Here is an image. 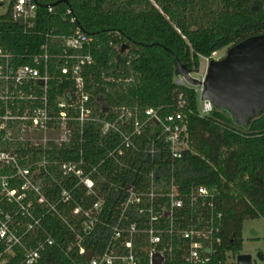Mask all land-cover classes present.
Returning <instances> with one entry per match:
<instances>
[{"label": "built area", "instance_id": "1", "mask_svg": "<svg viewBox=\"0 0 264 264\" xmlns=\"http://www.w3.org/2000/svg\"><path fill=\"white\" fill-rule=\"evenodd\" d=\"M38 7V0H0V41L1 17L11 12L33 33ZM94 42L78 28L46 33L35 53L0 43V264H49L55 253L59 264H226L217 188L184 190L176 176L190 149L187 114L93 102L83 73L95 63ZM53 83L69 86L54 100ZM202 92L199 114L207 116L215 106ZM75 124L80 158L54 159L55 145L74 141ZM89 124L106 139L98 162L85 158Z\"/></svg>", "mask_w": 264, "mask_h": 264}, {"label": "trees", "instance_id": "2", "mask_svg": "<svg viewBox=\"0 0 264 264\" xmlns=\"http://www.w3.org/2000/svg\"><path fill=\"white\" fill-rule=\"evenodd\" d=\"M38 1L35 32L25 33L22 23L14 21L10 12L1 17L5 34L0 43L11 53H35L45 42L46 33L71 34L80 28L95 41L91 50L95 63L83 73L93 102L104 109L153 107L162 114L181 108L189 119L190 149L177 162L176 176L184 190L194 184L217 188L223 212V250L241 254L244 222L264 219V113L248 129L237 126L227 113L216 108L201 116L198 90L176 83V59L195 72L201 57L210 58L224 48L264 34V0ZM50 6L53 13L48 10ZM117 35L122 42L132 44L123 73L116 71ZM50 40L56 50H61L55 37ZM66 87L53 83V100ZM84 135L85 158L98 162L105 153L98 143L106 140L100 127L89 124ZM80 136L75 124L74 141L68 146L55 145L54 159L80 158L81 147L76 141ZM60 261L63 259L55 253L49 264Z\"/></svg>", "mask_w": 264, "mask_h": 264}, {"label": "water", "instance_id": "3", "mask_svg": "<svg viewBox=\"0 0 264 264\" xmlns=\"http://www.w3.org/2000/svg\"><path fill=\"white\" fill-rule=\"evenodd\" d=\"M114 42L119 47L116 71L123 73L132 44L122 42L118 35ZM192 73L176 59V75L193 87H201L202 98L212 101L237 126L248 129L264 113V34L229 47L227 55L220 60H211L205 79L198 80ZM237 264H253L252 255L239 254Z\"/></svg>", "mask_w": 264, "mask_h": 264}, {"label": "rangeland", "instance_id": "4", "mask_svg": "<svg viewBox=\"0 0 264 264\" xmlns=\"http://www.w3.org/2000/svg\"><path fill=\"white\" fill-rule=\"evenodd\" d=\"M2 10H0L1 12ZM229 48H224L214 53L210 58L201 57L200 67L197 71L192 73V76L198 80L205 79L207 75L208 66L211 60H220L227 55ZM130 50L128 51L129 55ZM180 80L177 76L176 81ZM191 86L190 84L186 83ZM193 87V86H192ZM200 92L201 87H195ZM243 250L241 253L251 254L253 257V264H264V219H247L243 227ZM237 256L232 252L226 264H237Z\"/></svg>", "mask_w": 264, "mask_h": 264}]
</instances>
